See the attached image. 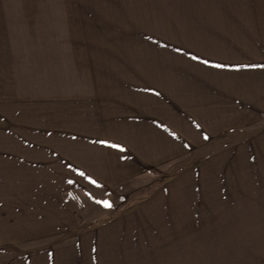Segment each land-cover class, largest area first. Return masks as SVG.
Returning a JSON list of instances; mask_svg holds the SVG:
<instances>
[{"label":"rangeland","instance_id":"obj_1","mask_svg":"<svg viewBox=\"0 0 264 264\" xmlns=\"http://www.w3.org/2000/svg\"><path fill=\"white\" fill-rule=\"evenodd\" d=\"M228 1L248 0H0V264H103L83 249L94 233L209 155L123 184L69 182L72 157L89 154L77 144L111 116L104 104L151 88L184 20ZM204 235L175 264H264V232Z\"/></svg>","mask_w":264,"mask_h":264},{"label":"crops","instance_id":"obj_2","mask_svg":"<svg viewBox=\"0 0 264 264\" xmlns=\"http://www.w3.org/2000/svg\"><path fill=\"white\" fill-rule=\"evenodd\" d=\"M224 4L205 22L185 19L178 32L184 41L153 65L151 88L110 99L104 107L111 116L87 130L90 141L77 144L78 153L89 154L72 157L67 173L75 185L93 184L89 177L123 184L194 152L209 154L94 233L83 249L103 264H175L193 234L264 232V67H243L264 65V0Z\"/></svg>","mask_w":264,"mask_h":264},{"label":"snow or ice","instance_id":"obj_3","mask_svg":"<svg viewBox=\"0 0 264 264\" xmlns=\"http://www.w3.org/2000/svg\"><path fill=\"white\" fill-rule=\"evenodd\" d=\"M193 59H198V57H193ZM203 63L209 64V61L205 60V61H203ZM211 66L218 67V68L225 67V65H222V64H213ZM237 67H239V66H237ZM243 67H264V65H244ZM197 127H199V125H197ZM207 138L208 137L205 136V139H207ZM99 143L105 144V145H107L109 147L117 148V149H120L121 151H123L122 146L119 145V144H112V143H110L109 141H106V140H101V141H99ZM79 175L80 176H85V173L84 172H79ZM89 180L93 184L96 183V181L95 180H92L90 177H89ZM69 182L70 183H73V181H69ZM98 203H102L105 207H108V208H111L112 207V204L109 201H98Z\"/></svg>","mask_w":264,"mask_h":264}]
</instances>
